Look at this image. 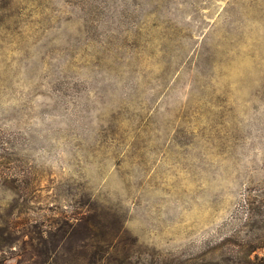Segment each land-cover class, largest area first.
Masks as SVG:
<instances>
[{
    "label": "rangeland",
    "instance_id": "1",
    "mask_svg": "<svg viewBox=\"0 0 264 264\" xmlns=\"http://www.w3.org/2000/svg\"><path fill=\"white\" fill-rule=\"evenodd\" d=\"M87 216L133 264L264 254V0H0V264H87Z\"/></svg>",
    "mask_w": 264,
    "mask_h": 264
},
{
    "label": "trees",
    "instance_id": "2",
    "mask_svg": "<svg viewBox=\"0 0 264 264\" xmlns=\"http://www.w3.org/2000/svg\"><path fill=\"white\" fill-rule=\"evenodd\" d=\"M247 219L250 221L253 217L249 215ZM93 224L91 217L87 216L79 219L73 226V235L81 229L86 231L87 241L82 245L80 254L87 264H133L132 258L141 251L131 253V249L125 246L124 239L114 241V237H107L104 228L108 224H99V227H104L101 232L95 231ZM258 238V235L253 237V234H247L244 238H240L238 234L230 236L228 245L221 249L220 259L226 264H264V254L257 252L263 247V242H259Z\"/></svg>",
    "mask_w": 264,
    "mask_h": 264
}]
</instances>
